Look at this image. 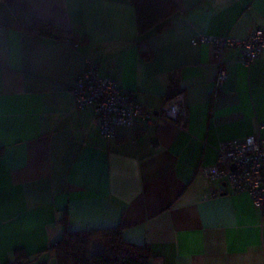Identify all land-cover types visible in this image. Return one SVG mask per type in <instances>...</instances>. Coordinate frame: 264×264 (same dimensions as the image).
<instances>
[{"label": "crops", "instance_id": "0c3cea01", "mask_svg": "<svg viewBox=\"0 0 264 264\" xmlns=\"http://www.w3.org/2000/svg\"><path fill=\"white\" fill-rule=\"evenodd\" d=\"M172 1L170 24L142 38L128 0H0V264H58L50 247L64 226L121 227L149 264H264V216L250 196L198 172L224 140H264V55L245 65L235 47L190 43L246 37L264 25V0ZM34 18L69 34L30 33ZM88 62L154 115L179 88L185 125L102 136L95 108L74 107L70 91Z\"/></svg>", "mask_w": 264, "mask_h": 264}, {"label": "built area", "instance_id": "2783aa9c", "mask_svg": "<svg viewBox=\"0 0 264 264\" xmlns=\"http://www.w3.org/2000/svg\"><path fill=\"white\" fill-rule=\"evenodd\" d=\"M190 43H207L214 54L226 47H235L239 50L240 62L249 65L264 55V25L255 28L244 38L198 34L190 39ZM224 78L225 72L219 66L212 87L213 97L218 96ZM70 91L74 107L95 108L100 133L107 138L113 137L119 126L154 123L156 120L176 122L180 127L186 123V104L179 88L163 100L159 112L154 115L138 103L132 94L122 91L115 79L100 75L90 62L76 76ZM140 134V131H135L136 136ZM198 172L211 181L224 180L233 194L247 193L264 216V140L260 137L251 134L220 142L214 166L200 167ZM217 194L214 188H208L205 196L214 197Z\"/></svg>", "mask_w": 264, "mask_h": 264}, {"label": "trees", "instance_id": "16d2710c", "mask_svg": "<svg viewBox=\"0 0 264 264\" xmlns=\"http://www.w3.org/2000/svg\"><path fill=\"white\" fill-rule=\"evenodd\" d=\"M128 1L135 10L137 30L142 38L149 32H158L167 27L176 14L172 0ZM43 29L55 37L69 34L68 29L54 26L40 18H34L26 28L30 33H40ZM95 238L102 241L103 247L89 254L88 244ZM50 249L58 264H149L150 259L147 247L123 240L121 227L71 231L64 226Z\"/></svg>", "mask_w": 264, "mask_h": 264}, {"label": "rangeland", "instance_id": "374dc122", "mask_svg": "<svg viewBox=\"0 0 264 264\" xmlns=\"http://www.w3.org/2000/svg\"><path fill=\"white\" fill-rule=\"evenodd\" d=\"M100 242V241H99ZM92 248H93V245H90L89 248H88V253H92Z\"/></svg>", "mask_w": 264, "mask_h": 264}, {"label": "water", "instance_id": "95a60500", "mask_svg": "<svg viewBox=\"0 0 264 264\" xmlns=\"http://www.w3.org/2000/svg\"><path fill=\"white\" fill-rule=\"evenodd\" d=\"M234 167L232 166V169H233Z\"/></svg>", "mask_w": 264, "mask_h": 264}]
</instances>
